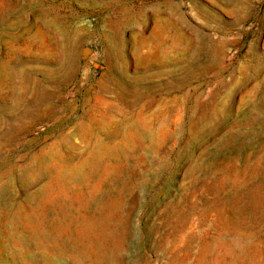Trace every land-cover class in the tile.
Listing matches in <instances>:
<instances>
[{
  "label": "rangeland",
  "instance_id": "rangeland-1",
  "mask_svg": "<svg viewBox=\"0 0 264 264\" xmlns=\"http://www.w3.org/2000/svg\"><path fill=\"white\" fill-rule=\"evenodd\" d=\"M0 264H264V0H0Z\"/></svg>",
  "mask_w": 264,
  "mask_h": 264
}]
</instances>
